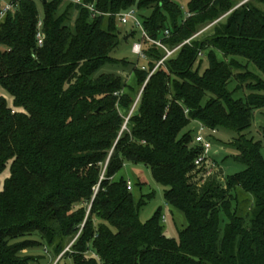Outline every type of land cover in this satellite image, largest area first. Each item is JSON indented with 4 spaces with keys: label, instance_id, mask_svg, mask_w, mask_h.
<instances>
[{
    "label": "trees",
    "instance_id": "trees-1",
    "mask_svg": "<svg viewBox=\"0 0 264 264\" xmlns=\"http://www.w3.org/2000/svg\"><path fill=\"white\" fill-rule=\"evenodd\" d=\"M187 1L183 14L171 0H19L0 21L12 100L0 97V264H39L37 248L55 264H264L262 146L242 134L264 109V0ZM130 9L151 40L178 47L161 64L165 51L141 37L145 64L111 57L116 15ZM105 64L128 73L96 76ZM198 125L236 133L228 146L245 170L194 166ZM126 164L146 168L183 213L178 240L159 211L140 222L150 196L127 187Z\"/></svg>",
    "mask_w": 264,
    "mask_h": 264
},
{
    "label": "rangeland",
    "instance_id": "rangeland-1",
    "mask_svg": "<svg viewBox=\"0 0 264 264\" xmlns=\"http://www.w3.org/2000/svg\"><path fill=\"white\" fill-rule=\"evenodd\" d=\"M9 0H0V2H7ZM174 2L178 7L181 8L183 14L186 12L187 8V0H171ZM246 0H241V4L244 3ZM144 17H148L150 14V10L143 11L140 13ZM116 27L120 32V43L118 47L113 51L111 57L117 60H125L130 65L133 63L136 66H141L145 64V61L139 58L137 55L131 52V47L134 42L140 40L141 33L140 30L132 24L122 25L121 23H117ZM211 32L210 26L205 28L202 32H200L197 39H205V37L209 36ZM132 34V36H131ZM125 37H128L125 40ZM194 37V38H195ZM206 67V63L203 62L201 66L200 72ZM131 68V66L127 67ZM125 68L122 67L120 64H105L102 66L97 72L96 76L99 74H106V73H116L118 75L127 74L128 71H124ZM129 84L135 87V80L133 76L127 78ZM230 88H232L230 86ZM128 92V91H127ZM140 94V92H139ZM0 97L6 99L8 105L11 106L12 100L10 96L0 87ZM197 128L196 124H191L189 127L192 130V133H195ZM125 129V127L123 128ZM264 109L258 110L254 112V118L252 121L251 127L243 132L246 137L252 138L254 141L261 142V155L264 160ZM205 136L209 137L210 141V148L208 150V160L207 162L202 163L199 168L204 167L207 171L210 172H221L222 178H227L238 174L245 170V165L239 162H236L233 158L236 156V152L229 147V143L237 134L228 130H218L215 133L205 131ZM214 166V167H212ZM120 176H122L126 181H130L133 184L136 182H140L141 185H144L141 193L145 196H150V198L146 199V204L141 209L139 214L140 222L146 223L148 222L156 212H160V216L165 217V222L161 223L163 228L164 235L168 238H172L178 240V234L186 227V220L182 212L171 208L170 206L166 205L163 198V190L160 186L155 184L151 178L150 172L140 165H131L126 164L124 165ZM136 188L133 189L134 194ZM138 195V194H137ZM70 246V245H69ZM66 247V249L69 248ZM65 249V250H66ZM31 253L42 257L39 264H52L53 259L49 253H45L43 248H37L30 250ZM58 261V258L53 263L55 264ZM65 264H72L71 261L66 262Z\"/></svg>",
    "mask_w": 264,
    "mask_h": 264
},
{
    "label": "built area",
    "instance_id": "built-area-1",
    "mask_svg": "<svg viewBox=\"0 0 264 264\" xmlns=\"http://www.w3.org/2000/svg\"><path fill=\"white\" fill-rule=\"evenodd\" d=\"M18 1L19 0H9L7 2H0V21L6 16L7 13L11 12L14 9V7ZM247 1L248 0H246L245 2H247ZM71 2L78 4V5H83L80 2V0H71ZM84 6L90 11L92 17H94L95 15H100V13H98L92 5H88V6L84 5ZM116 17H117L118 22L121 23L122 25L132 24L135 27H137L140 30L141 39H146L148 42L159 46L160 48H162L165 51V56L158 63V65L161 64L167 57L171 56V54L174 53L178 49V47H177V48L169 51L160 43V41L151 40L146 35V33L143 31L141 23L137 17L136 10L130 9L127 12L116 15ZM41 24H42L41 21L38 20L37 33L35 36L36 44L38 47H42L43 42H44V35L41 31ZM165 36H168L167 31L165 32ZM131 52L133 54L137 55L139 58H142V59L144 58V54L142 53V45H141L140 41L134 42L132 44ZM127 119H126V121H127ZM205 131H206V129L204 126L198 125V129H197L196 135L194 137V144H196L202 148V153L194 161V166H196V167H199L200 165H202V163L207 162V160H208V150L210 148V142L206 139V136L204 135ZM212 167H214V166H212ZM127 187L128 188L131 187V183L129 181L127 182Z\"/></svg>",
    "mask_w": 264,
    "mask_h": 264
},
{
    "label": "water",
    "instance_id": "water-1",
    "mask_svg": "<svg viewBox=\"0 0 264 264\" xmlns=\"http://www.w3.org/2000/svg\"><path fill=\"white\" fill-rule=\"evenodd\" d=\"M128 39V37H125V40H127ZM60 258V257H59Z\"/></svg>",
    "mask_w": 264,
    "mask_h": 264
}]
</instances>
